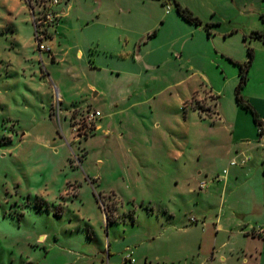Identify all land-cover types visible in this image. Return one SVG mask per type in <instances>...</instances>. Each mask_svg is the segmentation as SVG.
<instances>
[{"label": "rangeland", "instance_id": "rangeland-1", "mask_svg": "<svg viewBox=\"0 0 264 264\" xmlns=\"http://www.w3.org/2000/svg\"><path fill=\"white\" fill-rule=\"evenodd\" d=\"M59 1L39 56L27 1L0 0V264H242L246 242L264 264V233L238 234L264 212L201 195L210 157L257 138L235 88L247 66L239 94L264 115V0Z\"/></svg>", "mask_w": 264, "mask_h": 264}, {"label": "crops", "instance_id": "crops-1", "mask_svg": "<svg viewBox=\"0 0 264 264\" xmlns=\"http://www.w3.org/2000/svg\"><path fill=\"white\" fill-rule=\"evenodd\" d=\"M21 2V0H19ZM62 18V14H61ZM61 18L57 24V27L54 31L56 33L57 28L60 24ZM33 32V31H32ZM53 33V35H54ZM33 34V33H32ZM53 38V37H52ZM51 38V39H52ZM50 39V40H51ZM33 40V37H32ZM34 45V43H33ZM80 55V52H78ZM208 94H212L214 96V106L216 108L217 102L216 97L218 94L212 93L210 90L206 91ZM215 114L219 118V113L215 109ZM258 117L261 120H264V115ZM98 127V125H97ZM254 127L256 129V136L253 132L249 131L248 136L245 138H240L241 136L234 137L232 136L225 145L221 147L220 153L213 154L210 157L208 163L204 164L202 171L205 174H209L213 177V184L204 190L201 195L203 194L206 198L209 196L215 195L216 191L219 192V197L229 200L235 199L236 202L243 203L247 206L248 210L255 214L257 212H264V141L261 139L257 133V125L254 123ZM228 130H230L233 135L236 131L244 129L241 124L229 123L226 126ZM178 157H181V154H178ZM178 160V158H177ZM235 160L234 164H231L230 161ZM201 171H197V174H200ZM196 176L194 179H196ZM258 180L256 184L252 183ZM217 182H221V184H217ZM207 187V186H206ZM205 188V187H204ZM111 192L115 198H117L120 202V197L118 196L117 192L114 189L108 190ZM186 193H193V188L189 186L186 190H183ZM236 192L238 195L235 196ZM202 195V197H203ZM251 207V208H250ZM122 209H123V202H122ZM252 209V210H251ZM212 225H214L215 229L218 231H226L229 230L226 228V220L223 219L221 216L216 214L215 218L211 219ZM237 224L242 225V222H235ZM227 229V230H226ZM264 233V228L261 231H246L240 230L238 234H243L246 240L249 239L250 241L256 240L261 238V234ZM41 238V237H39ZM249 242V241H248ZM226 244L222 242L218 248L222 249ZM245 246L242 248H233L231 252L240 253L242 255L241 263L242 264H250L251 257L254 253V250L249 248V244L246 242ZM243 246V245H242ZM240 247V246H239ZM215 253L217 254L218 250L214 249ZM249 252V257H246V253ZM232 254V253H231ZM233 255V254H232ZM232 255H225L221 252L218 254L219 260L224 263L228 264L230 260H232ZM239 255H237L238 257ZM236 257V258H237ZM256 261V258L253 257ZM129 264H133L135 262L133 258V262Z\"/></svg>", "mask_w": 264, "mask_h": 264}, {"label": "built area", "instance_id": "built-area-1", "mask_svg": "<svg viewBox=\"0 0 264 264\" xmlns=\"http://www.w3.org/2000/svg\"><path fill=\"white\" fill-rule=\"evenodd\" d=\"M26 4L28 6L31 22L33 25V41L38 51V54L42 53L44 50H48V45L45 44L46 38L49 36L50 29L55 27L58 23V18L62 14V10L58 11L57 5L59 4V0H26ZM96 113L91 112L89 114V119L94 118ZM257 133L261 139L264 141V120H262L257 125ZM231 164L235 163V160L230 161ZM207 186L206 181H201L199 183V187L203 188ZM191 222H195L196 219L193 217L190 218ZM125 261L133 262V257L131 253H127L124 256Z\"/></svg>", "mask_w": 264, "mask_h": 264}, {"label": "trees", "instance_id": "trees-1", "mask_svg": "<svg viewBox=\"0 0 264 264\" xmlns=\"http://www.w3.org/2000/svg\"><path fill=\"white\" fill-rule=\"evenodd\" d=\"M176 11L186 21L194 23V24H200L199 19L195 17L192 14V12L186 7H182L181 5L176 3ZM151 35H153V33ZM248 54L251 59L252 58L251 51L248 50ZM248 64H249V61H248ZM246 68L247 66H242V65H240L239 67V82L235 88V100L238 105H240L241 107H244L245 109L249 110L252 113L253 120L255 124L258 125L262 120L258 117L257 112L250 105V103L246 99H243L242 96L239 94V88L245 83V80H246Z\"/></svg>", "mask_w": 264, "mask_h": 264}]
</instances>
